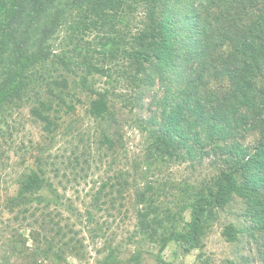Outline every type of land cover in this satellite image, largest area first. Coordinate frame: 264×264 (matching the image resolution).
Wrapping results in <instances>:
<instances>
[{
    "label": "trees",
    "instance_id": "16d2710c",
    "mask_svg": "<svg viewBox=\"0 0 264 264\" xmlns=\"http://www.w3.org/2000/svg\"><path fill=\"white\" fill-rule=\"evenodd\" d=\"M139 4L145 20L129 34L123 22ZM64 26L67 47L57 51L51 39ZM91 29L97 31L95 45H82ZM120 57L131 59L139 73L147 63L179 78L171 109L163 116L165 126L150 135L147 158L193 157L195 144L207 148L210 143L225 166L193 194L186 185H170L177 193L169 189L174 199L164 206L159 196L167 195L152 192L150 186L137 191L140 232L162 245L177 242L188 251L197 246L215 210L239 197L264 233V0H0V111L27 103L34 120L51 132L57 126L52 118L73 108L67 101L71 85H86V74L107 71L110 61ZM76 71L78 82L68 77H76ZM221 79L226 85L209 86ZM107 109V99L96 92L89 112L103 117ZM248 130L258 133L249 148L233 141ZM103 137L113 145L109 134ZM47 188L42 174L30 171L9 206L32 198L49 202L41 194ZM186 207L190 219L179 229ZM223 234L236 238L233 225L225 226Z\"/></svg>",
    "mask_w": 264,
    "mask_h": 264
},
{
    "label": "rangeland",
    "instance_id": "374dc122",
    "mask_svg": "<svg viewBox=\"0 0 264 264\" xmlns=\"http://www.w3.org/2000/svg\"><path fill=\"white\" fill-rule=\"evenodd\" d=\"M142 5L124 19L129 34L143 25ZM96 34L92 29L85 32L82 45L94 46ZM68 35L66 26L56 31L54 49L66 48ZM108 66L104 72L84 73L86 85H71L67 101L73 108L52 118L57 126L51 132L34 120L27 103L0 111V264H264V233L239 197L215 210L197 246L188 251L177 242L162 245L140 232L137 191L150 186L152 192L167 195L159 196L164 206L174 199L167 194L170 185H186L193 194L225 166L210 143L207 148L195 144L193 157L160 160L154 154L148 159L150 135L165 126L163 116L171 109L179 78L147 63L139 73L127 57L111 60ZM75 74L68 77L78 82ZM216 85H226V79L209 84ZM96 92L107 99L103 117L89 112ZM103 133L113 139L112 146L105 144ZM257 138V131L248 130L233 141L249 148ZM205 141L202 137V144ZM30 171L42 174L48 188L41 194L51 200L32 198L9 206L22 176ZM190 212L183 209L179 229ZM227 225L236 230L234 240L223 234Z\"/></svg>",
    "mask_w": 264,
    "mask_h": 264
}]
</instances>
